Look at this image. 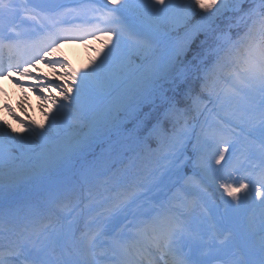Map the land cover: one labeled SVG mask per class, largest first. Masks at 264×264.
<instances>
[{
  "label": "snow or ice",
  "instance_id": "1",
  "mask_svg": "<svg viewBox=\"0 0 264 264\" xmlns=\"http://www.w3.org/2000/svg\"><path fill=\"white\" fill-rule=\"evenodd\" d=\"M225 15L227 30L217 24ZM193 17L198 22L189 28ZM18 19L31 22L24 32L18 30ZM180 26L188 29L185 39L165 57H156L162 34ZM232 28L238 29L235 36ZM198 34L205 36L206 47L185 64ZM89 39L103 40L102 50H107L86 70L69 71L63 57L47 59L61 44ZM134 56L149 63L133 86ZM37 64L51 69L50 76L30 71ZM177 65H183L179 72ZM5 78L22 95L24 89L36 95L44 121L25 124L3 105L23 132L17 134L0 121V190L43 184L45 205H57L62 187L58 174H66L65 181L86 187L95 218L79 240L50 223L27 235L21 232L0 245V264H103L109 251L120 255V264H264V213L250 218L238 239L232 231H221L215 237L219 247L193 243L185 252L183 241H195V236L184 222V206L165 199L152 207L142 202L153 189L161 190L165 177L191 162L202 177L218 183L222 199L228 198L223 200L225 212L251 201L253 193L252 203L264 209V0H93L64 12H47L28 0H0V81ZM189 79L200 87L191 108L182 109L176 96L167 98L163 118L149 130L160 153L151 174H130L118 167L119 161L94 156V145L124 126V114L135 121L129 135L139 138L145 126L138 115L141 105L150 102L161 81H170L177 91ZM233 99L245 101L243 127L217 112ZM26 102L24 96L18 105L22 112ZM189 111L196 113L193 120L205 112H217L218 118L210 123L205 117L198 131L186 119L177 128ZM208 145H213L210 155L203 151ZM213 161L219 167L213 168ZM194 187L208 192L203 179ZM129 214V232L121 229L101 243ZM12 231L8 214H0V235ZM230 242L232 247H225Z\"/></svg>",
  "mask_w": 264,
  "mask_h": 264
},
{
  "label": "rangeland",
  "instance_id": "2",
  "mask_svg": "<svg viewBox=\"0 0 264 264\" xmlns=\"http://www.w3.org/2000/svg\"><path fill=\"white\" fill-rule=\"evenodd\" d=\"M19 1V3H22L23 0H17ZM28 2L32 5H43L45 11L49 10V5L53 2V0H28ZM225 20L227 19V15H225V17H221L217 20V24H223L225 22ZM198 22L197 18L193 17L191 22H190V26L195 25ZM221 26V25H220ZM184 28L183 26L180 27H176V28H170L166 33L162 34L161 39H160V43L159 46L156 49V57H165L169 52H171L176 46H178L184 39H185V34L188 31V29L184 32H182V34H172L174 31L180 30ZM242 31V30H241ZM234 34V33H233ZM242 34V32H241ZM205 36L203 34H198L196 36V38L193 40L192 44L190 45V50L187 52L186 54V60H185V64H187V61L192 60L193 56H195L199 51H201L204 47H206V45L203 43L205 41ZM155 57H152V59H154ZM133 59L135 60V63H133V65L131 66L132 71H131V76H130V80L129 83L132 84L133 86L135 85V80L136 78L143 73L147 66L149 61H142L141 63H138V58L137 57H133ZM88 67V65H87ZM183 67V65H177V72H179L180 68ZM185 84H181L179 89L177 91H172V96H177L181 97L183 99V101L185 103H187V106L185 109H189L192 106V97H195L198 93H192L190 92V96L188 95L189 90L185 88ZM161 85L162 86H158L156 91L152 94L150 102H145L141 105V111L138 113V115H141V112L144 111V109L147 107H149L150 105H152L153 103L162 101L163 99H166V96H169L168 94V88L170 89H174V84L171 83L170 81H161ZM24 94L26 93L27 96V102L24 104V107L26 108L25 111L20 114L18 112V110H15L16 113L20 114V119L23 120L25 122V124L30 123L31 117L29 118V113L25 116V112L27 111L28 107V103L33 100V96H32V92L24 89L23 90ZM1 95H5L2 93H0ZM7 94V93H6ZM23 94V95H24ZM168 94V95H167ZM9 97H12L8 103L9 105L12 104L13 99H17L19 101L20 97H22V92L21 89H18V91L15 94H7ZM19 96V97H18ZM170 98V97H169ZM37 99V97H36ZM160 99V100H159ZM24 101V97L23 100L20 101L22 104ZM234 104H229L227 101L224 102V106L222 109H217V112L219 113V117L222 116H228L233 122L237 123V124H241L242 126H244V123L247 119L246 115H245V101L243 99H235L233 101ZM185 107V106H184ZM209 108L212 107V105H208ZM167 108V107H166ZM184 109V108H182ZM156 110L154 108V111H152L153 113L151 114V111H149L148 113H145L143 116H141V119H144V123L145 126L139 130V138H136L135 136H130L129 132L133 129L134 125H132L131 128H129V130L127 131V133H120L119 138L114 137V139L112 138L111 141L107 140H103L109 144L105 145L104 148L102 150L104 151H109V150H115L114 151V155L112 157H110L111 160H116V161H120L121 157L123 156L121 154L122 149L126 150L127 157L124 158V160L122 162L118 163L119 164H123L124 161H128L129 160V167L124 166L122 170H127L130 174H140V175H149L151 174L158 166L159 164V157H160V153H157L155 151L157 144L156 141L154 139H150L149 137V130L151 129L152 125L155 124L157 122L158 119H162L163 118V114L165 111H161L160 113H156ZM1 112V111H0ZM2 115H4L7 123H9V125H11V127L16 131V127L15 124H13V119L11 118V114H5L6 111H2ZM42 112V111H41ZM217 112H213V113H208L205 112L204 115L199 116L198 120H193V116L196 115V113L194 111H189L187 113V115L183 118H181L180 120V124L177 125V128H179L180 126H182L184 124L185 119L188 121V126L189 128L192 126L193 123L196 124V128L197 131L199 130V126L201 123L204 122L205 117H207L208 122L210 123H215L216 119L218 118L217 116ZM42 114V113H41ZM150 114V115H148ZM24 115V118H22ZM31 115V114H30ZM122 119H124V125H130L133 124L134 118L128 114H124L122 116ZM172 127V125L170 126ZM20 131V130H19ZM23 132V128L21 129L20 132H18L17 134H20ZM116 133V131L111 132L110 134L106 135L105 138L109 135H114ZM124 138L126 139V142H123L122 144L120 143V139ZM147 140V142L145 143V141ZM194 140V138H193ZM240 144L236 145V152L237 155L239 154L241 145L244 143V140L240 137ZM104 142H102L103 145ZM213 150V145H208L206 147H204L203 151L207 154L210 155L211 152ZM189 154H191V149H189ZM226 155H228L226 153ZM114 157V158H113ZM120 159V160H119ZM236 157H232V163H235ZM185 166L188 167V172H189V177L187 179V183L186 185H188V187H190V190L193 192H199L202 196V199L204 201V206H206L209 210L213 211L214 214L216 215V217L220 220V216L224 211V206H222V201L225 200V198L220 199V197L215 198L212 194L210 193L211 190L208 189L207 194L200 192L198 189H196L194 187V184L196 181H199L201 179L204 180V182H208L211 183V185H215V189L217 191H219L220 189L218 188V183H213L210 180H207L206 178L202 177L201 173L199 172L198 168H195L193 166V164L191 162H188ZM184 166V167H185ZM212 166L213 168L219 167L217 165H215L214 161L212 162ZM175 174L169 175L167 177H165V179L163 180L162 186H161V190H156L153 189L151 192H149V195L147 196V198L143 201V203L146 204L147 207H152L154 204H157L161 199H166V196L169 195V197L171 199H173L175 203H177L178 205H183L184 207L181 208L180 210L183 211L184 215H183V219L185 224L188 226V228L190 229L191 233L195 236V241H193L192 239L186 237L185 240L183 241V244L187 246L186 251L188 252V245H191L193 243L195 244H201L202 246H220V242L218 241L217 244H215V238L221 231H225V230H220V232H215L212 229V223L210 222V220L208 219V215L204 213L203 211V207H201L198 204V214L196 213V215H191L189 213H187V209H186V200H187V196L182 193L181 191V187L177 184L176 179H175ZM238 178V177H237ZM220 192H216L215 194H219ZM97 199L100 198L99 193H95ZM69 198V197H68ZM217 199V200H216ZM228 198H226L227 200ZM67 200V198H66ZM255 200V196L252 195V200L251 201H244L243 203H241L240 208L239 209H234V208H229V214L227 215V212H225V215L228 217L230 220H238L237 224L234 226H226L223 229H231L234 232H236L237 234L234 236L236 239L239 238L241 231L243 230L244 226L247 224L248 220L250 218H254L253 215L256 212V208H252L251 213H248L247 211V207L252 204V201ZM69 201V200H68ZM91 201V200H90ZM90 201H84L81 202L80 207H82V211H85L84 214L82 213V211H80L78 214H76L74 216V218L67 223V225L64 227V234L66 236L72 237L74 240H79V237H77V235H79L81 232L84 231V228L89 224V221H87L88 219L85 217V214L91 210L90 208L95 207V205L91 204ZM170 201V200H168ZM70 202V201H69ZM76 202H80V201H76ZM78 203H75L74 205H76ZM243 208H245V211L243 212V215H247L244 216V219L242 218L241 220L240 217H242V215L240 216V213H242ZM66 209V208H64ZM66 210H69V208H67ZM68 212V211H66ZM71 213V212H70ZM264 213V212H260V215ZM49 217V220H53L52 217H50L52 214H47ZM71 216V214H70ZM69 217V216H68ZM68 219V218H67ZM132 220V215L129 214L128 220L126 221V223L122 222V218H120L119 222L116 223V227L120 224L123 223V225H121L122 227L120 229L123 228V226H129V221ZM216 220V219H215ZM44 226L41 225L39 226V228H42ZM221 226V224H220ZM222 227V226H221ZM204 230L206 231V235L208 234V238L205 237L203 238L202 241L205 240V244L203 245V243H200L201 240L199 239V237H202L204 235ZM31 231V230H30ZM74 233V235H73ZM118 234H120V232H117ZM77 234V235H76ZM108 237H102L103 239H107ZM210 238V239H209ZM213 239V240H211ZM225 247H232V243L230 242L228 245H226Z\"/></svg>",
  "mask_w": 264,
  "mask_h": 264
},
{
  "label": "bare ground",
  "instance_id": "3",
  "mask_svg": "<svg viewBox=\"0 0 264 264\" xmlns=\"http://www.w3.org/2000/svg\"><path fill=\"white\" fill-rule=\"evenodd\" d=\"M13 2L19 4L16 0H13ZM80 4L81 5H79V6L72 5V4L71 5H63L62 7H60L58 9V11L64 12V11H67L68 9H71V8H79V7H81L82 5L85 4V1L81 2ZM54 5H55V3L52 4V9L56 10L55 8H53ZM16 23L18 25V30H20V29L25 28V25L28 24V23H31V22L24 21L22 23L21 20L18 19ZM97 41H98L97 42L98 46L100 47V49H102V45L105 42L103 40H97ZM92 49H93V47L84 48L83 49V48L78 47V46H70L69 48L65 49V53H66L68 59H70L76 65V67L79 70V72H81L83 70H86V69L90 68L91 67V63L94 60H98L99 56L103 54V50L104 51L107 50L106 48H104L101 52H94V55H92L90 53V51H89V50H92ZM87 65H88V67H87ZM49 72L51 74L52 70L50 69ZM20 101H22V98L20 99ZM20 101L18 102L17 100H15V103L12 104V107L10 106L12 108L13 112L15 113V115L17 117H19V118H20L19 115L23 113L21 111L20 107H18V105H21ZM2 109L5 110L4 107ZM24 109H26V108L24 107ZM36 109H37L36 111L38 112L37 113V119L40 122H43L44 121V116H43V114L39 113V112H41V101H39V100L37 102V108ZM15 110H18V112L20 114L16 113ZM2 113L3 112L1 111L0 112V121H6V119H5L4 115H2ZM26 113H27V115H28V113H30L31 115L34 114L32 112V110L29 112V109H27ZM5 114H10V113H8L6 111ZM11 118H12V115H11ZM22 118H24V115H23ZM13 124H15V127H16L15 133L20 132L21 129H22L21 125L19 123H17V121L14 120V119H13ZM0 126H2V125H0ZM65 175L66 174H58V178L61 180L62 186L67 182V180H69V179H67L65 181V178H64ZM43 188H44V185L43 184H39V183H22V184L18 185L15 188H12V189L0 190V213L1 214H5V213H7L9 211L12 212L13 205H14L13 203H16L21 198L23 199V201H26L27 199L30 198V196L32 194H34L33 190H40V189H43ZM60 196H62V195L59 194V197ZM67 196H69V198H67V199L71 202L72 199L77 200V199L84 198V199L87 200L89 198L90 194L88 192V194L85 193V195L83 196V194H81V192H80V189H78L76 192L72 193L71 195H67ZM59 202H62V200L60 199ZM7 203L9 204V206L4 207V205H6ZM49 206H51L52 209H55V210H58V207H60L59 204H57V205H49ZM30 213H34L33 216H36L34 211H30ZM10 215H8V216H10ZM33 216H31V215H26V216L18 215V217L16 218V221L19 224H22L23 228H25V227L29 226V223L31 222V220L30 219L25 220L24 218H26V217L31 218ZM59 223L60 224L62 223V219H61V221H59ZM59 229H61V228L59 227Z\"/></svg>",
  "mask_w": 264,
  "mask_h": 264
},
{
  "label": "water",
  "instance_id": "4",
  "mask_svg": "<svg viewBox=\"0 0 264 264\" xmlns=\"http://www.w3.org/2000/svg\"><path fill=\"white\" fill-rule=\"evenodd\" d=\"M179 178H180V180H182L184 178L182 172L179 174Z\"/></svg>",
  "mask_w": 264,
  "mask_h": 264
}]
</instances>
